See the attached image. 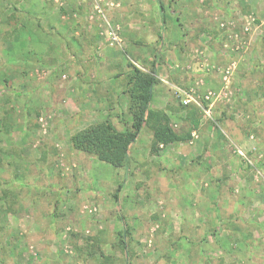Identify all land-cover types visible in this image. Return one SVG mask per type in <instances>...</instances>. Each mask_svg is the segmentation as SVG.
<instances>
[{
  "label": "rangeland",
  "instance_id": "rangeland-1",
  "mask_svg": "<svg viewBox=\"0 0 264 264\" xmlns=\"http://www.w3.org/2000/svg\"><path fill=\"white\" fill-rule=\"evenodd\" d=\"M157 60L152 107L190 139L144 128L127 171L76 149L131 124L128 64ZM230 63L208 114L183 103ZM0 264H264V0H0Z\"/></svg>",
  "mask_w": 264,
  "mask_h": 264
},
{
  "label": "trees",
  "instance_id": "trees-1",
  "mask_svg": "<svg viewBox=\"0 0 264 264\" xmlns=\"http://www.w3.org/2000/svg\"><path fill=\"white\" fill-rule=\"evenodd\" d=\"M162 7V6H161ZM163 21L164 17H163ZM151 73L144 72L132 63L128 64L124 92L128 95L131 124L118 129L110 117L98 121L72 135L73 146L83 152L94 154L98 160L126 171L131 163V148L144 128L152 131V147L173 142H185L191 132L199 127V119L193 118L186 132H177L170 125L165 109L153 108L154 86L157 83L155 64ZM194 112L192 111V115ZM122 234L126 254L129 253V230L123 217Z\"/></svg>",
  "mask_w": 264,
  "mask_h": 264
},
{
  "label": "built area",
  "instance_id": "built-area-1",
  "mask_svg": "<svg viewBox=\"0 0 264 264\" xmlns=\"http://www.w3.org/2000/svg\"><path fill=\"white\" fill-rule=\"evenodd\" d=\"M203 64L204 66L201 67L200 70L204 72L205 69L206 70L208 69L210 64L209 63H203ZM235 69H236L235 63H230L219 68L221 78L223 80V85L218 89L213 88L205 94L204 99L205 101H207L208 106H204L198 100L195 99L194 97L195 91H190V92L184 91L185 98L183 99V103L187 105L191 101H195L204 110V112L208 114L211 108L213 107L215 101L223 100V98L227 97L228 88L230 85V78L233 75Z\"/></svg>",
  "mask_w": 264,
  "mask_h": 264
},
{
  "label": "crops",
  "instance_id": "crops-1",
  "mask_svg": "<svg viewBox=\"0 0 264 264\" xmlns=\"http://www.w3.org/2000/svg\"><path fill=\"white\" fill-rule=\"evenodd\" d=\"M158 4V3H157ZM153 10H155L154 8H142V11H148V12H152ZM159 11H160V13H161V15H163V12H162V9H159ZM158 65H160L159 64V62H158V60L156 61V64H155V66H156V68H158L159 69V66ZM159 76V75H158ZM162 78V77H161ZM154 92H155V88H154ZM160 98H164V99H160V103H159V105H158V107H167V105H166V100L165 99H168V98H165V97H163V96H161ZM165 100V101H164ZM153 102V101H152ZM172 107V106H171Z\"/></svg>",
  "mask_w": 264,
  "mask_h": 264
}]
</instances>
